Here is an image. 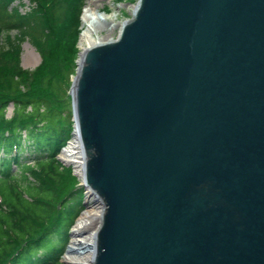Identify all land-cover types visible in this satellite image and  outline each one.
<instances>
[{"label":"water","instance_id":"1","mask_svg":"<svg viewBox=\"0 0 264 264\" xmlns=\"http://www.w3.org/2000/svg\"><path fill=\"white\" fill-rule=\"evenodd\" d=\"M76 65L90 264H264V0H138Z\"/></svg>","mask_w":264,"mask_h":264},{"label":"trees","instance_id":"2","mask_svg":"<svg viewBox=\"0 0 264 264\" xmlns=\"http://www.w3.org/2000/svg\"><path fill=\"white\" fill-rule=\"evenodd\" d=\"M16 2L0 0V35L17 33L0 40V264H64L84 210L85 190L58 155L72 139L67 89L86 0H30L25 15ZM25 41L40 57L33 70L20 65Z\"/></svg>","mask_w":264,"mask_h":264},{"label":"bare ground","instance_id":"3","mask_svg":"<svg viewBox=\"0 0 264 264\" xmlns=\"http://www.w3.org/2000/svg\"><path fill=\"white\" fill-rule=\"evenodd\" d=\"M94 4V0H88V4L84 7L82 16L84 30H82L79 37L80 52H84L87 49L114 40L110 37H102L100 31L94 30L92 27L97 23L106 25L109 30L116 29L118 30V33L124 23L118 21L114 14H99L95 8H92V5ZM131 7L133 15L136 4ZM23 66L25 67L24 63ZM61 157L67 162H71L74 165L77 174L80 176L82 175L81 167L83 165V159L80 154L79 142L76 135H74L72 140L65 147L64 151L61 153ZM100 205L101 206L95 208L83 210L74 225V235L70 246L72 251L65 255V260L71 264H90L91 253L89 251H84V249H86L88 245H92L94 242V234L100 225V218L104 210L103 204ZM81 250L83 251L81 252Z\"/></svg>","mask_w":264,"mask_h":264},{"label":"rangeland","instance_id":"4","mask_svg":"<svg viewBox=\"0 0 264 264\" xmlns=\"http://www.w3.org/2000/svg\"><path fill=\"white\" fill-rule=\"evenodd\" d=\"M94 1H95V4L92 5V8H95L99 14H101V15L114 14L118 21L124 22V21L132 18V7L131 6L136 4L138 0H122L120 3H117L115 0H94ZM26 2L27 1H24V3H26ZM87 4H88V0H86V5ZM24 9L26 10V8H23V10ZM82 16H83V12H82V15L80 18V28H79L80 34H81L82 30H84ZM92 28L96 31H100V35L102 37L104 36V37H110V38L116 39L118 36V30H116V29L109 30L106 25H102V24L97 23ZM80 34H79V37H80ZM16 35H17L16 31H12L8 34L3 33L0 35V40L4 41L6 36H9L11 38H15ZM78 46H79V39H78V44H77V48H78V52H79L80 49ZM21 50H22V52H21V57H20V59H21L20 65L23 69L33 70L35 67H37L39 65L40 57H39L38 53L36 52V50L27 41H25L21 45ZM77 58H78V54H77ZM77 58L75 59V65H76ZM23 63L25 65V67L23 66ZM76 67H77V65L75 66V70H76ZM75 70H74V72H75ZM74 75H75V73L69 77V87L67 89V94H68L69 88L71 86V81H72V78ZM71 112H72V110H71ZM11 114H12V106H9V108L6 111V116L10 117ZM58 157L62 158L61 153L59 154ZM64 161H66V160H64ZM68 167L72 168V174L74 175L73 171L75 169H73V165H69ZM77 180H78V185L80 186L79 178H77ZM84 204L86 205V207L84 206ZM83 206H84V210H85V209L95 208V207H98L101 205L98 203H95L93 200V197H89V198L85 199V192H84ZM73 229H74V226L72 227L71 230H73ZM71 232L72 231H70V233ZM73 235H74L73 233L69 234L70 240H69L67 247L71 246V241H72ZM82 251L83 250H81V252ZM62 259L66 262V264H71L70 262L65 260V257H63Z\"/></svg>","mask_w":264,"mask_h":264},{"label":"built area","instance_id":"5","mask_svg":"<svg viewBox=\"0 0 264 264\" xmlns=\"http://www.w3.org/2000/svg\"><path fill=\"white\" fill-rule=\"evenodd\" d=\"M23 8H26V10L25 9L23 10ZM31 8H32V5L27 1L26 3H24V6L20 9V12L22 14H26V13L30 12Z\"/></svg>","mask_w":264,"mask_h":264}]
</instances>
